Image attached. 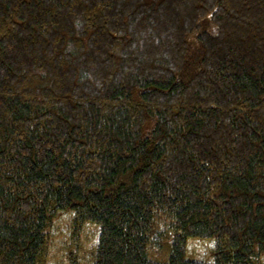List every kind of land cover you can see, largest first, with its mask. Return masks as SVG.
I'll use <instances>...</instances> for the list:
<instances>
[{"label": "trees", "instance_id": "obj_1", "mask_svg": "<svg viewBox=\"0 0 264 264\" xmlns=\"http://www.w3.org/2000/svg\"><path fill=\"white\" fill-rule=\"evenodd\" d=\"M66 210L94 264H161L162 215L165 264H205L189 238L260 264L264 0H0V264H37Z\"/></svg>", "mask_w": 264, "mask_h": 264}, {"label": "rangeland", "instance_id": "obj_2", "mask_svg": "<svg viewBox=\"0 0 264 264\" xmlns=\"http://www.w3.org/2000/svg\"><path fill=\"white\" fill-rule=\"evenodd\" d=\"M183 15L181 13L180 17ZM175 19V16H174ZM94 63L102 66L100 58ZM170 219L167 215L157 218L154 227V243L150 246L148 256L157 263H168L172 253L171 238L174 232L165 235L160 242L158 235L168 228ZM100 235V226L93 222H82L73 210L59 211L52 219L48 237L38 257L37 264H94ZM159 242V243H158ZM216 238H189L186 244V259L205 264H215ZM260 264H264V256Z\"/></svg>", "mask_w": 264, "mask_h": 264}]
</instances>
